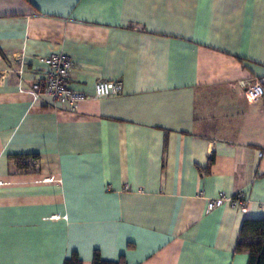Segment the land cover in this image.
Returning a JSON list of instances; mask_svg holds the SVG:
<instances>
[{"label":"crops","instance_id":"crops-1","mask_svg":"<svg viewBox=\"0 0 264 264\" xmlns=\"http://www.w3.org/2000/svg\"><path fill=\"white\" fill-rule=\"evenodd\" d=\"M52 53L74 109L42 92ZM262 75L264 0H0V264H247L264 109L239 81Z\"/></svg>","mask_w":264,"mask_h":264},{"label":"built area","instance_id":"built-area-1","mask_svg":"<svg viewBox=\"0 0 264 264\" xmlns=\"http://www.w3.org/2000/svg\"><path fill=\"white\" fill-rule=\"evenodd\" d=\"M47 66L42 92L49 97L52 103H66L70 108H76L78 102L86 97L80 91L71 88L67 77L72 66L70 58L64 54L52 53L40 60ZM245 98L249 101L261 100L264 109V75L239 81ZM120 92L119 81L100 80L93 85L95 97L116 95ZM245 197L242 192L233 196L219 194L207 201V209L210 210L222 204L242 208Z\"/></svg>","mask_w":264,"mask_h":264},{"label":"trees","instance_id":"trees-1","mask_svg":"<svg viewBox=\"0 0 264 264\" xmlns=\"http://www.w3.org/2000/svg\"><path fill=\"white\" fill-rule=\"evenodd\" d=\"M38 156L36 154H14L10 159L14 161L16 167L20 170H29L34 168V161ZM235 251H246L248 253L247 264H264V217L246 218L242 221L238 240L235 244ZM78 264L80 261L74 253L70 258L65 259L64 264ZM92 264H126L123 257L116 261H106L100 258L97 251L94 252Z\"/></svg>","mask_w":264,"mask_h":264}]
</instances>
